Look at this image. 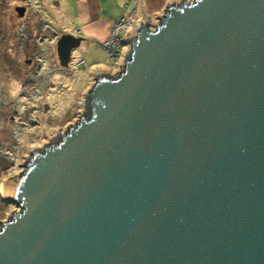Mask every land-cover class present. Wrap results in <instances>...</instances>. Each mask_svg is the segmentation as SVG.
<instances>
[{"label":"water","instance_id":"1","mask_svg":"<svg viewBox=\"0 0 264 264\" xmlns=\"http://www.w3.org/2000/svg\"><path fill=\"white\" fill-rule=\"evenodd\" d=\"M146 21L79 120L2 181L19 209L0 264H264V0ZM83 39L58 38L63 66Z\"/></svg>","mask_w":264,"mask_h":264},{"label":"rangeland","instance_id":"2","mask_svg":"<svg viewBox=\"0 0 264 264\" xmlns=\"http://www.w3.org/2000/svg\"><path fill=\"white\" fill-rule=\"evenodd\" d=\"M17 6H25L23 14ZM47 6L56 8L50 0H0V187L24 169L34 147L42 148L79 120L96 73L116 74L130 47L123 41L116 61L102 49L94 60L83 40L65 67L57 41L78 28L71 12L63 16L54 10V15ZM1 197L0 189V226L19 209L12 202L4 206Z\"/></svg>","mask_w":264,"mask_h":264},{"label":"crops","instance_id":"3","mask_svg":"<svg viewBox=\"0 0 264 264\" xmlns=\"http://www.w3.org/2000/svg\"><path fill=\"white\" fill-rule=\"evenodd\" d=\"M57 8L50 9L54 15L56 10L63 16L66 11L71 12L74 18L72 25H77L76 35L84 36L86 50L91 59L96 60L95 52L104 48L102 42L111 33L113 22L124 14H131L139 18L143 13H150L159 17L170 0H50ZM172 1V0H171ZM138 7L135 10V5ZM130 7V8H129ZM56 17V16H55ZM106 53V52H105Z\"/></svg>","mask_w":264,"mask_h":264},{"label":"built area","instance_id":"4","mask_svg":"<svg viewBox=\"0 0 264 264\" xmlns=\"http://www.w3.org/2000/svg\"><path fill=\"white\" fill-rule=\"evenodd\" d=\"M138 1V0H137ZM138 7V3L135 5V10ZM159 17H155L150 13H143L139 18L133 17L131 14L127 13L122 15L119 19L115 20L112 25L111 33L107 39L102 42V47L104 48L106 54L112 61L119 59L121 55V47L123 41H126V32L130 26L138 28L142 20H147L146 22L151 26L155 27L158 22ZM129 51V50H128ZM125 53L124 58L128 54ZM124 62V60H123ZM120 64L121 66L123 65Z\"/></svg>","mask_w":264,"mask_h":264},{"label":"trees","instance_id":"5","mask_svg":"<svg viewBox=\"0 0 264 264\" xmlns=\"http://www.w3.org/2000/svg\"><path fill=\"white\" fill-rule=\"evenodd\" d=\"M1 200H2V202H4V206H8V205H11L12 203L11 202H9L8 200H5V199H2V197H1ZM3 218V216L2 215H0V219H2Z\"/></svg>","mask_w":264,"mask_h":264}]
</instances>
